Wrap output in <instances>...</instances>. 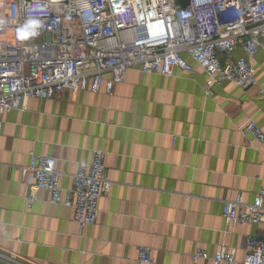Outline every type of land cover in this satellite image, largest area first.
<instances>
[{
    "label": "crops",
    "instance_id": "crops-1",
    "mask_svg": "<svg viewBox=\"0 0 264 264\" xmlns=\"http://www.w3.org/2000/svg\"><path fill=\"white\" fill-rule=\"evenodd\" d=\"M242 53L238 46L229 57ZM250 63L257 83L247 88L225 81L207 90L198 67L176 69L174 77L129 69L111 94L64 90L4 115L0 257L13 264H136L138 246H146L149 264H213L192 254L211 256L225 246L240 261L246 238L264 230L226 226L221 216L225 200L239 192L251 202L264 180V148L242 131L253 120L264 132V52ZM96 149L105 152L109 184L94 224L73 222L72 208L51 204L43 189L26 204L18 168L30 152L55 158L59 184L68 189L77 163Z\"/></svg>",
    "mask_w": 264,
    "mask_h": 264
},
{
    "label": "built area",
    "instance_id": "built-area-1",
    "mask_svg": "<svg viewBox=\"0 0 264 264\" xmlns=\"http://www.w3.org/2000/svg\"><path fill=\"white\" fill-rule=\"evenodd\" d=\"M264 0H0V123L32 98L64 90L111 94L126 71L174 77L198 67L206 89L230 81L241 88L257 83L250 60L264 52ZM240 46L242 55L229 56ZM260 93L264 94V88ZM242 131L264 148V132L253 120ZM105 152L92 150L78 162L70 188L59 184L56 159L29 153L20 166L29 206L43 189L51 204L71 207L72 221L94 224L98 200L108 187ZM226 226L262 224L264 180L251 202L238 192L225 200ZM239 261L234 248L211 256L197 249L192 258L213 264H264V230L248 236ZM136 264H149L150 250L138 246Z\"/></svg>",
    "mask_w": 264,
    "mask_h": 264
},
{
    "label": "water",
    "instance_id": "water-1",
    "mask_svg": "<svg viewBox=\"0 0 264 264\" xmlns=\"http://www.w3.org/2000/svg\"><path fill=\"white\" fill-rule=\"evenodd\" d=\"M0 264H13V263L0 257Z\"/></svg>",
    "mask_w": 264,
    "mask_h": 264
}]
</instances>
